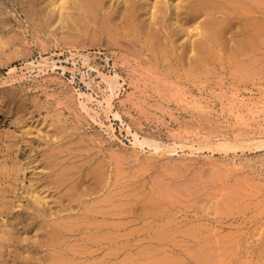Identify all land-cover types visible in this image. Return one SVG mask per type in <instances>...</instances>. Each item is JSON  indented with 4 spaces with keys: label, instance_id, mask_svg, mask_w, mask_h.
I'll return each mask as SVG.
<instances>
[{
    "label": "rangeland",
    "instance_id": "1",
    "mask_svg": "<svg viewBox=\"0 0 264 264\" xmlns=\"http://www.w3.org/2000/svg\"><path fill=\"white\" fill-rule=\"evenodd\" d=\"M48 2L0 0V172L3 171L0 173V204L1 200L19 204L17 212L0 207V264H12L16 252L22 255L27 254L28 249L35 252L34 247L24 243L11 246L7 236L19 233L23 236L26 225H31L30 219L40 220L33 210L24 211L28 205L33 206L30 200H35L29 193L32 192L29 184L38 177L44 179L47 172L40 153L55 145L63 147L58 145L61 142L66 141L67 146L82 138L85 142H80V149L88 151L84 153L83 149L82 154L90 152L88 156L98 157L99 161L105 157L102 160H107L106 165L109 160L113 162L108 163L113 181L119 174L124 175L116 180V189H122L125 194L122 185L127 184V189L133 191L136 187L135 190L141 191L139 194L133 191L135 200L149 202L151 199L146 200V193L157 195L160 192L157 190L156 194L153 190V194L154 186L165 191L168 187L170 192L181 191L173 192L174 205L172 199L167 201V209L163 206L165 203L160 204L165 212L154 208L159 217L151 219H157L156 222L145 215L137 221L133 213L122 216L130 223L113 232L110 256L107 255L110 246L102 236L98 238L100 243L91 242L94 239L84 242L86 240L81 238L84 235L85 239L87 233H74L70 245L82 244L83 248L78 247L76 250L80 252L70 255L75 264H99L102 260L104 264L106 260L116 264H264V146L261 147L264 141V29L247 41L241 52L231 53L229 49V53L214 54L202 71L195 72V76L198 72L196 77H187L181 67L174 66L169 71L166 64L157 62L159 55L156 58L155 53L148 50L152 47L146 48L142 41L131 36L110 41V37L104 35L100 27L98 29L100 19L95 24L97 30H93L95 26L92 29L88 21L87 26L85 15L77 12L79 9L73 4L70 7L74 8V16L72 12L68 21L65 15L64 25L63 18L59 21L55 18L59 17L58 12L51 13ZM244 2L246 10L243 11H249L250 15L257 8L258 12L253 15L263 20L264 0ZM246 3L248 8L252 5L255 8L248 10ZM241 7L238 12H242ZM47 15H52V21L46 26ZM80 20L87 28H83ZM76 23L83 26L79 28L80 33L78 27L75 28ZM261 23L264 27V20ZM84 31L87 32L83 34ZM69 36L77 38L76 41H69ZM240 36L236 38L247 39L245 35ZM234 38L229 35L228 39L229 43L234 40V45L228 43L233 49L238 42ZM60 126L66 127L60 130ZM53 129L66 130L63 133L70 130L71 138L67 137L68 133L64 137L62 132L57 134ZM71 133L76 135L73 137ZM219 144L237 147L226 152ZM190 145H194L193 152ZM172 148L176 151L168 153ZM161 151L165 154L161 155ZM28 160L29 171L25 162ZM24 162L27 163L23 166L25 172L21 171ZM139 163L142 166L147 163L146 171ZM10 165H15L14 171L18 173L13 172ZM124 179L129 181L122 183ZM39 184L38 190L43 186ZM143 187L146 190H141ZM170 192L167 191V195ZM160 193L163 194L162 189ZM45 194L48 200L52 199L50 193ZM44 204L42 208L51 206ZM144 217L152 222H147L152 227L143 224ZM166 223L165 227L170 228L160 231L158 227L162 229ZM197 223L207 228H198ZM177 225L181 227L179 231ZM193 225H197L196 232L201 231L199 237L189 235L195 231ZM188 227L193 232L187 230L184 234L183 228ZM29 232L31 237L35 236V230Z\"/></svg>",
    "mask_w": 264,
    "mask_h": 264
},
{
    "label": "bare ground",
    "instance_id": "2",
    "mask_svg": "<svg viewBox=\"0 0 264 264\" xmlns=\"http://www.w3.org/2000/svg\"><path fill=\"white\" fill-rule=\"evenodd\" d=\"M244 1L245 0H243V2ZM235 2H236L235 5H237V7L234 5ZM243 2L238 1V0L237 1H235V0L234 1L233 0H61L60 2L56 3V1H54V0H49L48 7H50L49 9H50L51 13L56 14V12H58L57 14L60 18L59 17H55V18H57V20L58 19L61 20L63 18L64 19L63 24L65 25L66 21L70 20L68 16L72 12H73V15L71 14V16H74V11H73L74 8L71 9L73 6L70 7V4L71 5L73 4L76 7V9L78 7L79 10H77V12H79V11H81V13L83 12V14L85 15V18L87 19L85 21L86 23L82 22V20L83 21L85 20L84 17H83L84 19L80 20V24H82L83 26H84L83 23H85L87 25V21H88V24L92 23L91 24L92 26L90 25L91 28L94 26L96 28L97 26L95 24L96 23L98 24L99 19H100V22H99L100 25L98 26V29L100 27L102 33H104V35L106 34V36L110 37V38L107 37L108 39H110V41H112L111 38L118 39L119 37H122V36L123 37L131 36V37H133V39L139 40L140 42L142 41L141 43H144L143 45L146 48H148L147 46L150 45L152 47V49L149 47L150 49L148 48V50L150 52L152 51V53L154 52L155 53L154 56H156V58L159 55V57H158L159 61L157 59L156 60L160 64L162 63V65L166 64V67H165L166 69L169 68V71H172L174 69V66L175 67L179 66V67H181V70L183 69V71H181V72L182 73L184 72L183 73L184 75H186V76L188 75L187 77H192L195 74V72L200 70L204 65L207 66L206 62L209 61L210 56H212L214 54L218 55V53H220L222 51H224L223 53H229V52L239 53L243 50V47L245 49L244 45L247 43V41H250L255 36H257L258 34H261L263 32L264 27H263V24L261 22L264 20V18H262L263 20L260 21L258 19V17L256 18V16L253 15L254 13L258 12L257 8H255L254 5H252L251 7H254L257 11L253 10L254 12L252 11L250 15H249V11L248 12L243 11V10H246L245 9L246 6L242 5ZM239 3H241V4H239ZM245 5H247V3ZM239 6L240 7L244 6V7H241L242 12L241 11L238 12V10H240ZM251 7H249L250 10H252ZM249 8L247 5L248 10H249ZM261 13L264 15L263 11ZM65 15L68 17L67 20H65L67 18V17L65 18ZM263 15H262V17H263ZM47 16H49V15H47ZM51 16L46 17L49 22L46 23V21H44L45 25L49 24L50 21H52ZM55 18H54V21H55ZM78 19H80V18H78ZM252 20H254V21H252ZM255 20H259L260 22L258 21L259 22L258 23L256 21L258 23L257 24L255 22ZM78 21L79 20H77L76 22H78ZM80 24H79V26H78V23H76V25H75V28L78 27V30L77 29H75V30H77L79 33H80V29H82V27H83L82 25H81L82 26L81 27ZM66 26H68V25L66 24ZM87 26H89V25H87ZM87 26L86 27L84 26L83 28H87ZM73 27L74 26H72V28ZM249 27L252 31H254L253 33H252V31H250V29H248ZM95 28L94 29L92 28V29L97 30V28L96 29ZM253 28H255V29H253ZM89 29H90V27L87 30L89 31ZM248 30L251 33H249ZM81 31L83 32V30H81ZM86 32L84 31L83 34H85ZM97 32L101 34V32H99V30ZM97 32L95 33V31H94V33L96 35L98 34ZM94 33H93V35H94ZM247 33H249V34H247ZM239 34L242 36L245 35L244 37H247V39L244 38L245 39L244 40L242 37L241 39L238 40L236 37L237 36L241 37ZM246 34L250 38H248V36ZM229 35H231L232 37L235 36L234 39L238 40V42H236L238 45L236 44L235 45L236 47L234 49L229 47L230 46L229 44L231 42L233 45L235 44V43H233L234 40H231V39H230L231 42L229 43V40H228ZM73 37L69 36L68 39H70L69 41H71V39H72L73 40L72 42L74 43V41H76L77 38H75V40H74ZM63 39H66L64 35H63ZM180 40H184V41L181 42ZM228 50H229V52H228ZM216 51H217V53H216ZM160 54H161V56H160ZM11 58H13V56ZM154 59H155V57H154ZM159 65H158V67H159ZM162 65H160V66L164 67ZM170 68L172 70H170ZM201 71H202V69H201ZM197 74H198V72H197ZM197 74H196V76H197ZM106 81H107V83H110L109 80H106ZM254 107H255V105H254ZM237 114H238V111H237ZM239 115H237V116H239ZM17 119H19V117ZM53 122H54V124L56 123V121H53ZM53 122H52V124H53ZM23 124H24V122H23ZM61 127L63 129H65L66 126L65 127L60 126L59 127L60 130H61ZM54 128H57V126H55ZM68 128H66V129L68 130ZM63 129H62V131L66 132V130H63ZM55 132H57V134H58V132L61 133L60 131H57V130ZM67 133L62 132L61 136L65 137V135ZM69 134L70 133H68L67 137L71 138V137H69ZM73 134L76 135V133H73ZM73 134L71 133V135H73ZM73 137H74V135H73ZM76 137H78V136H76ZM76 137H75V139H76ZM78 140H81V138H79ZM52 141H53V139H52ZM81 141H84L83 138ZM81 141H76L73 143L69 142V145H67V146L65 145L66 141H64V142H61L63 144H61V143L58 144V145H63V147H61V146L56 147V145H55V147H50L49 149H47L44 154L40 153V155L43 156V159H42L43 160L42 165L44 166L43 168H44V170H47V172H46L44 179H43V177H41V179H43V182H41V183H40L41 179L38 176H37L38 179H36L35 182H32L33 181L32 179L35 176L32 177L31 175H29V177L30 176L32 177V179H31L32 181L28 180V183H29V181L32 182L31 185L29 184V186H31V188H32V190H31L32 192H29V193L30 194L32 193L31 196H33V195L35 196V200H30V201L31 202L33 201V203L35 205L32 203L33 206L30 205L31 206L30 207L28 204H26V202H24L26 204V206L28 205L26 208H24V211L26 209H27V211L33 210V212H35V216H37L36 218H39L40 220L34 219L36 221L33 220L34 221L33 222L32 219H30L31 225H29V223H28V225H26L27 228L24 226L26 229L24 231L22 230L25 233V234H23V236H22V233H19V235L9 234L7 236V240H9L11 246H16L18 244L23 245V243H24L26 245H31L32 248L34 247L35 252L33 253V251L28 249V251H27L28 253L25 254V255H27L26 257L24 254H23L24 257H21L22 254H19L16 252L15 256L12 260L13 261L12 264H16V263L19 264L20 262H25V264H75L73 262V260L75 261V259H72L73 257L71 256L72 257L71 258L70 255L71 254L73 255L76 253L78 254V252H80V251H77L76 249L78 247H81L82 244L76 245L74 243V245H75L74 246L71 243V245H70V241H71L72 237L75 236L74 233L75 234L77 232L80 234L81 233H84V234L87 233V234H85V239L83 238L84 235H83V237L81 236L82 238L79 237V240H81V239L86 240L84 242L91 241L94 239V241H91V242H95V240H96V242L100 243L101 241H98L99 240L98 238H100L102 236L104 238V240L108 241L106 244L109 247L111 243L113 244V242H112V234H114L113 232L130 223L129 221L126 222L125 220H123V219H125V217H122V216L127 217V215H131L133 213L137 217V218H135V221H137L136 219L140 218L141 216L143 217L145 215L147 217L150 216L149 219L153 222H156L157 219L155 221H154V219H151L152 217L155 218V216H157V218L159 217L157 212H155L154 208L155 209L161 208V211H162L163 207H161L162 205L160 206V204L165 203L166 206L165 205H163V206L166 207V209H167L169 201L171 199L173 200V197L175 196L173 194V192H175L176 189L173 192H170L167 189L168 187L165 188L166 189V191H165V190H163V188L159 189V188H155V186H154V188L156 190L154 188L152 189L153 194H154V191H156V194H157L159 192V191L157 192V190H160V192H161V189L163 191V194L160 192L157 195H155V194L150 195V193H146L148 195V196H145V198L148 197V198H146V200L151 199L147 203H145V202L143 203L142 199H141V201L135 200V197H133L135 195H133V194L136 191H138L137 192L138 194H139V192H141L140 190H137V189L135 190L136 187L134 188L135 191L133 190L134 191V193H133V191L130 190L132 188L127 189L128 188L127 184H124L125 186L122 185V188L125 190V192H127L125 194L121 188H120L121 190L116 189V187L118 186V184L116 185V180L119 177H121L122 175L119 174L118 175L119 177H115L116 179H115V181H113L114 177L111 178V176H113V175H111V173H113V172L109 171V167H108V165H109L108 163H110V165H111V163H113V162H111L109 160L110 162L108 161V163L106 165L105 162L107 160L106 161L104 160L105 162L102 160L105 158L104 156H103L104 158L100 159V161H99V159L96 160V158H98V157L93 158L95 156H91V157L88 156L90 154V152L88 155L86 153L85 155H87V156L84 157L85 155L82 154V151H84L83 149H85L84 153L88 152V151H86L87 148L80 149L82 147L81 143H80ZM58 142L59 141L57 140L56 143H58ZM235 142L233 141V143H235ZM230 143H231V141H230ZM237 143H238V141H237ZM261 143L263 144V145H261V147H263L264 141H262ZM52 144H55V143H52ZM48 146H49V143H48ZM45 147H47V146H45ZM84 147H86V146H84ZM236 147L237 146H230V145L227 146L226 144H219V148H221L225 151L228 149H234ZM189 148L193 152L194 145H190ZM212 149H214V148H212ZM175 151L176 150L173 148L167 150V152L171 153V154L174 153ZM161 153L165 154L164 151L163 152L161 151L160 154ZM91 155H93V154H91ZM31 157H30V159H31ZM101 157H99V158H101ZM25 162H28V164ZM25 162H24V165H22V168H23V166H25V164H27L26 170L29 171L28 170L29 169L28 168L29 160L25 161ZM33 163H34V161H33ZM141 163H139V165L144 169V166H146L147 163L143 164V166ZM13 164L17 165V163H13ZM42 165H41V167H42ZM115 165H117V167L119 168V166H118L119 163H116ZM115 165H114V168H117V167H115ZM10 166H11V168H13L12 169L13 172H15L16 171V170L14 171L15 165L13 167H12V165H10ZM18 166H19V164H18ZM5 167H7V166H5ZM7 168L9 169V167H7ZM31 168H32V166H31ZM20 169H18V167H17L18 171ZM24 169L25 168H23V170L21 169V171H24ZM34 169L35 168H33V170ZM120 169L124 170L121 168V166H120ZM143 169H141L140 171H142ZM0 171H1V169H0ZM6 171H9V170H6ZM21 171H19V172H21ZM144 171H146V169H144ZM2 172H0V173L2 174ZM41 172H42V170H41ZM43 172H45V171H43ZM5 173H3V174H5ZM7 173H11V172H7ZM16 173H18V172L16 171ZM16 173H15V175H16ZM30 173H33V172H30ZM114 174H116V173H114ZM5 175H7V174H5ZM12 175H11V177L14 176V175L13 176ZM34 175H36V173ZM143 175H144V172H143ZM7 178H8V176H7ZM23 180H25V179H23ZM125 180L126 179H124V181H121V182L127 183L129 181V180L128 181L127 180L125 181ZM117 182H118V180H117ZM130 182H132V181L130 180ZM130 182H129V184H130ZM139 182H140V179H139ZM9 183H10V181H9ZM143 183H145V181ZM38 184L43 185V186H41V188L39 190H38ZM121 184H119V187ZM132 184H135V183H131V185ZM15 185L17 186V184H15ZM23 185H24V183H23ZM141 185L143 186L142 183H141ZM25 186H26V184H25ZM157 186H159V185L157 184ZM13 188L15 189V186ZM2 189H3V187H2ZM14 189H12V190H14ZM22 189H24V187ZM169 189H171V188H169ZM118 190L120 192H118ZM128 190H129V193H128ZM141 190H146V189L144 188ZM5 191H6V189H5ZM15 191H13V192H15ZM121 191H123V192L121 193ZM130 191L132 193H130ZM149 191H151V190H149ZM167 191H168V193L170 192V195H167L168 194ZM178 191H181V190H178ZM47 192L50 193V195L52 196L51 200H48L49 197L45 194ZM1 193L2 192H0V195H1ZM25 193H27V192H25ZM142 193H143V191H142ZM10 194H11V192H10ZM144 194H145V192H144ZM131 196L134 198V199L132 198L133 200L130 199ZM137 196H139V195H137ZM140 196H141V194H140ZM168 196H171V197H168ZM2 197H4V196H2ZM149 197H151V198H149ZM8 198H10V197H8ZM8 198H6V199H8ZM145 198L143 196V199H145ZM14 199H15V197H14ZM28 200H29V196H28ZM143 201H145V200H143ZM167 201H168V203H167ZM38 202H42V204H43L42 205L40 203L41 206L39 204L38 205L39 208L37 206ZM172 202H171V204L174 205V202H176V201L173 200ZM20 203H22V202H20ZM44 203L51 204V206H49L50 208H48L47 206H46L47 208H45V207L42 208V206L45 205ZM0 207L2 209H5V211H9V212L16 211L17 212V208L19 207V204H17V203L15 204L12 200L11 201H5L4 200L3 202L1 200ZM40 208H42V209H40ZM152 211H153V213H152ZM164 212H162L163 213L162 215H164ZM31 213H32V211H31ZM165 215H168V214L166 213ZM170 216H171V214H170ZM160 218H161V216H160ZM145 219L146 220L143 219L144 220L143 224H145V223L148 224L147 222H149L148 221L149 219L148 220H147V218H145ZM159 219H158V221H159ZM161 219L163 220L164 218H161ZM141 220H140V222H141ZM190 221L191 220H189V222ZM131 222H134V220L133 221L131 220ZM32 223H33V225H32ZM34 223H36V224H34ZM151 223L152 222H149V224H151ZM149 224L147 225V227L148 226L152 227V225H149ZM197 224L199 226L198 228H201V226L203 227V229L207 228V227H205L206 225H204V224H202V225L200 223H197ZM169 225H170V221H169ZM165 226H168L167 223L163 225L162 229L160 228L161 226L158 228L160 229V231H162V230L165 231L167 228L172 227L171 225H170V227H167V228ZM177 226H178V228L177 227H175V228H177L179 231L181 229V227L179 229V225H177ZM193 226L195 227V225H193ZM190 227H192V226H190ZM196 227H197V225H196ZM196 227L194 228V230L196 229ZM164 228H166V229H164ZM19 229H21V227ZM28 229L29 230L33 229V231L35 230V234L33 233L35 236L31 237ZM185 229H186V231H185ZM185 229L183 228V230H182V232L184 234H186L190 231L193 232V230H191L192 228L188 227ZM187 230H188V232H187ZM148 231H150V230L148 229L147 232ZM203 231H202V234H203ZM194 232H193V234L190 232L191 234L189 233V235L190 236L195 235V238H196V234L198 236V234H200L201 231H197V232H199V233H197L195 230ZM198 237H197L198 240L200 238H201V240H203V237H200V238H198ZM32 238H34V240H31ZM30 240L32 242H30ZM157 240H158V238H157ZM162 240H164V238H162ZM76 242H77V240H76ZM158 242H159V240H158ZM102 243H104V242H102ZM114 243H116V242H114ZM202 244H206V243H202ZM111 246L109 247V250H108L109 254H107L109 256L112 255V252H110V251H112V249L110 250ZM74 247H76V248H74ZM81 249H83V248L81 247ZM40 250H41V252H40ZM15 251H18V250L16 249ZM9 252H10V250H9ZM7 254H8V252H7ZM199 257H200V255H199ZM202 257L204 258V255H202ZM201 258H200V260H202ZM18 260L20 262H18ZM104 260H105V258H104ZM106 261H105V264H106ZM196 261H199V259H197ZM101 262L100 263L98 262V263L104 264ZM95 263H97V262H95ZM107 263H109V261H107ZM113 263H115V262L111 261V263H109V264H113ZM139 263L141 264V262H139ZM76 264H78V262ZM142 264H145V263H142Z\"/></svg>",
    "mask_w": 264,
    "mask_h": 264
}]
</instances>
